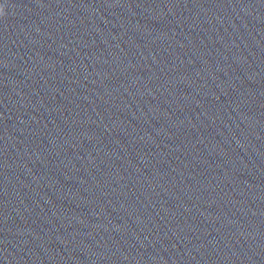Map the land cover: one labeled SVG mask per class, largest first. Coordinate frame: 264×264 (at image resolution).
<instances>
[{
  "label": "water",
  "instance_id": "1",
  "mask_svg": "<svg viewBox=\"0 0 264 264\" xmlns=\"http://www.w3.org/2000/svg\"><path fill=\"white\" fill-rule=\"evenodd\" d=\"M0 264H264V0H0Z\"/></svg>",
  "mask_w": 264,
  "mask_h": 264
}]
</instances>
